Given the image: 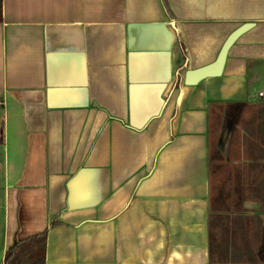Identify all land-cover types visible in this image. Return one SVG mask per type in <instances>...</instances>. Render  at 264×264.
Returning <instances> with one entry per match:
<instances>
[{
    "label": "crops",
    "instance_id": "crops-1",
    "mask_svg": "<svg viewBox=\"0 0 264 264\" xmlns=\"http://www.w3.org/2000/svg\"><path fill=\"white\" fill-rule=\"evenodd\" d=\"M260 92L264 0H1L0 264H264Z\"/></svg>",
    "mask_w": 264,
    "mask_h": 264
},
{
    "label": "water",
    "instance_id": "water-1",
    "mask_svg": "<svg viewBox=\"0 0 264 264\" xmlns=\"http://www.w3.org/2000/svg\"><path fill=\"white\" fill-rule=\"evenodd\" d=\"M250 25L251 24L242 25L229 36V38L224 43L218 57L213 63L201 68L186 70L183 77V84L185 86H194L206 78L220 76L229 47L241 33L250 27Z\"/></svg>",
    "mask_w": 264,
    "mask_h": 264
},
{
    "label": "trees",
    "instance_id": "trees-1",
    "mask_svg": "<svg viewBox=\"0 0 264 264\" xmlns=\"http://www.w3.org/2000/svg\"><path fill=\"white\" fill-rule=\"evenodd\" d=\"M0 21H1V0H0ZM178 41H179V47H180L181 52H185V44H184L180 35H178ZM182 71H183V68H180L179 72H178V76H177V81H176L177 86H179L181 83ZM211 250H212V248H211ZM12 255H13V248H11L7 251V253L5 255V259H4V264H12V262H11Z\"/></svg>",
    "mask_w": 264,
    "mask_h": 264
},
{
    "label": "rangeland",
    "instance_id": "rangeland-1",
    "mask_svg": "<svg viewBox=\"0 0 264 264\" xmlns=\"http://www.w3.org/2000/svg\"><path fill=\"white\" fill-rule=\"evenodd\" d=\"M255 99V98H253ZM253 101V100H251ZM252 111V110H249ZM211 159H212V166H216V164L220 163L222 161L221 152L219 151V148H217V142L214 140L211 144ZM218 169V168H217Z\"/></svg>",
    "mask_w": 264,
    "mask_h": 264
},
{
    "label": "built area",
    "instance_id": "built-area-1",
    "mask_svg": "<svg viewBox=\"0 0 264 264\" xmlns=\"http://www.w3.org/2000/svg\"><path fill=\"white\" fill-rule=\"evenodd\" d=\"M258 96H259L260 98H264V92H260V93L258 94Z\"/></svg>",
    "mask_w": 264,
    "mask_h": 264
}]
</instances>
